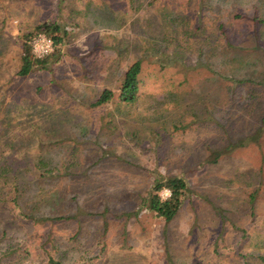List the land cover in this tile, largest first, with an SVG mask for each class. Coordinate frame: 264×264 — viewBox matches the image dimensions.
I'll return each mask as SVG.
<instances>
[{
	"label": "rangeland",
	"instance_id": "1",
	"mask_svg": "<svg viewBox=\"0 0 264 264\" xmlns=\"http://www.w3.org/2000/svg\"><path fill=\"white\" fill-rule=\"evenodd\" d=\"M42 22L72 40L18 76L23 36ZM137 60L136 99L121 101ZM104 89L113 99L95 105ZM169 176L189 194L166 220L143 200ZM259 256L264 0H0V264Z\"/></svg>",
	"mask_w": 264,
	"mask_h": 264
},
{
	"label": "trees",
	"instance_id": "2",
	"mask_svg": "<svg viewBox=\"0 0 264 264\" xmlns=\"http://www.w3.org/2000/svg\"><path fill=\"white\" fill-rule=\"evenodd\" d=\"M45 33L54 39L55 48L52 53L44 58L38 59L34 57L31 52V47L29 41L37 34ZM66 32L61 31V27L57 23L42 22L35 26L34 31L31 33L24 34V40L22 42V53L20 57V66L17 71V75L24 77L28 75L31 70L34 69H47L48 64L53 60H56V56L60 52L59 44L63 42V37ZM141 72V61L137 60L133 62L126 70L121 87L119 88L118 98L124 102H131L136 99L139 90V74ZM114 93L111 90L104 89L100 93L99 97L95 101V105H101L113 99ZM261 131L260 128L256 130V134L248 139L240 140L235 144L229 146H245L249 142H258V132ZM219 156V152L212 154V161H216ZM163 189H168L170 194L165 199L160 196V191ZM189 194V188L187 182L184 178L180 176H169L164 178H156L153 181L152 189L148 194V197L144 198L143 203L147 207L154 211L157 216L164 217L166 220H170L178 212L184 199ZM17 198V197H16ZM16 198H14V203H17ZM16 253V252H15ZM17 255V254H16ZM19 258L22 257L20 254L17 255ZM1 261V260H0ZM50 264H59V262L49 259ZM9 262V261H7ZM251 264V263H246ZM256 264H264V256L258 257V262Z\"/></svg>",
	"mask_w": 264,
	"mask_h": 264
},
{
	"label": "built area",
	"instance_id": "3",
	"mask_svg": "<svg viewBox=\"0 0 264 264\" xmlns=\"http://www.w3.org/2000/svg\"><path fill=\"white\" fill-rule=\"evenodd\" d=\"M29 45L31 47L32 54L38 59L46 57L47 55L52 53L55 48L54 39L45 33H39L35 35L29 41Z\"/></svg>",
	"mask_w": 264,
	"mask_h": 264
},
{
	"label": "crops",
	"instance_id": "4",
	"mask_svg": "<svg viewBox=\"0 0 264 264\" xmlns=\"http://www.w3.org/2000/svg\"><path fill=\"white\" fill-rule=\"evenodd\" d=\"M54 23L59 24V22H54ZM60 27H61L62 32H66V35L63 37V42H64V40H72L71 36L73 35L74 32L71 33L70 29H68V27H65L64 23H61ZM95 40H97V39H95Z\"/></svg>",
	"mask_w": 264,
	"mask_h": 264
}]
</instances>
